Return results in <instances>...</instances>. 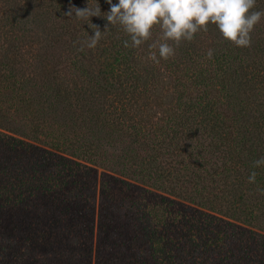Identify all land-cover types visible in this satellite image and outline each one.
Segmentation results:
<instances>
[{
    "label": "trees",
    "instance_id": "16d2710c",
    "mask_svg": "<svg viewBox=\"0 0 264 264\" xmlns=\"http://www.w3.org/2000/svg\"><path fill=\"white\" fill-rule=\"evenodd\" d=\"M87 2L0 0V264H264V18L157 65Z\"/></svg>",
    "mask_w": 264,
    "mask_h": 264
},
{
    "label": "clouds",
    "instance_id": "9594fccd",
    "mask_svg": "<svg viewBox=\"0 0 264 264\" xmlns=\"http://www.w3.org/2000/svg\"><path fill=\"white\" fill-rule=\"evenodd\" d=\"M110 8L101 12L98 0L95 4L87 2L80 8L69 4L65 16L76 20L89 21L90 35L81 42L80 51L85 47L94 49L110 26H119L130 38L123 41L125 48H140L152 40L153 29L159 34L148 45L147 60L159 64L161 59L168 60L175 56V49L181 42H191L198 32H207L208 25L213 24L225 41L239 48L251 47L255 26L264 18V10H253L256 0H106ZM103 17L108 24L105 30L91 23V17ZM171 42V43H170ZM175 47H174V46ZM213 49L207 50V58L212 59ZM253 168L264 166V157L253 161ZM257 173L252 171L248 183H256ZM264 195V189L257 187Z\"/></svg>",
    "mask_w": 264,
    "mask_h": 264
}]
</instances>
